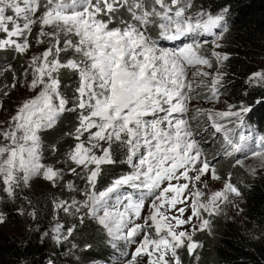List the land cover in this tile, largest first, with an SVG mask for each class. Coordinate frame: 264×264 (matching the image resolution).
Returning a JSON list of instances; mask_svg holds the SVG:
<instances>
[{
	"label": "snow or ice",
	"instance_id": "obj_1",
	"mask_svg": "<svg viewBox=\"0 0 264 264\" xmlns=\"http://www.w3.org/2000/svg\"><path fill=\"white\" fill-rule=\"evenodd\" d=\"M192 9V0H0V51L27 54L36 27L35 42L46 45L22 73L34 95L0 130V193L16 199L35 177L74 190L80 199L74 195L55 207L77 216L81 226L87 219L114 249L120 241L132 244L133 251L121 252L118 264H182L180 250L193 255L201 246L195 233L210 226L204 214H218L229 193L241 195L231 173L206 203L196 184H203L205 176L221 180L218 158H233L234 166L255 158L264 165V135L253 138L238 131L250 111L243 103L222 111L197 108L190 114V100L202 91L208 93L204 99H219L223 74L198 66L211 69L209 56L218 64L229 59L215 49L228 31L230 10L225 6L213 14ZM208 37L213 50L205 54ZM182 38L190 42L162 46ZM189 68H197L191 80ZM65 75L75 81L70 95L62 91ZM15 80L14 75V89ZM248 83L264 87V71L253 73ZM66 113L75 115L73 130L65 133L74 143L63 160L43 163L45 148L51 153L57 149L45 145L41 133ZM209 132L212 138L205 141ZM217 139L221 147L209 159L204 147ZM117 149L123 156L119 161L113 156ZM117 163L126 170L98 187L105 167ZM56 164L67 165L82 187L65 182V169ZM189 208L191 215L185 218ZM5 219L0 212V224ZM185 225L191 231L180 230ZM54 227L58 241L75 231L69 227L63 235V225ZM91 247L85 245L86 250Z\"/></svg>",
	"mask_w": 264,
	"mask_h": 264
},
{
	"label": "trees",
	"instance_id": "obj_2",
	"mask_svg": "<svg viewBox=\"0 0 264 264\" xmlns=\"http://www.w3.org/2000/svg\"><path fill=\"white\" fill-rule=\"evenodd\" d=\"M192 3L193 7L213 14L225 6L230 9L225 21L228 31L222 40L229 59L222 63L235 78L229 81L227 87L238 96V100L254 106L251 108L255 111L248 116V123L257 127L260 134L264 133V87L251 84L245 87L244 82L240 81V78L255 72L257 60L264 58V0H192ZM38 30V27L33 29L31 40H36ZM41 47L44 50L46 45ZM27 64L24 55L0 51V68H3L0 81L13 83V76L20 78ZM62 79V91L70 95L75 81L66 75ZM258 101H261L259 107ZM75 122V115L66 113L53 129L41 133L42 142L45 145L54 144L57 149L51 153L46 147L44 157L54 163L57 158L63 160V153L74 143L65 133L73 130ZM113 156L117 161L123 158L119 149L114 151ZM123 170H126V166L119 163L106 166L98 187ZM219 173L224 178L231 173L232 182L245 194L247 204L242 216L246 223L228 219L222 212L208 216L209 228L197 231L194 235V240L201 246L191 256L184 249L179 251L182 264H264V172L251 178L243 168L234 166L232 160L227 159ZM64 181H73L79 188L83 184L76 176ZM59 190L51 193L49 186L42 185L38 191L31 193L25 188L18 198L7 201L4 210L9 224L21 225L25 220L22 214L28 213L30 207L35 208V216L33 227L24 237L0 227V264H50V261H54V264H67L64 253L70 257L76 256L85 263L104 264L109 261L112 264L119 259L121 252H132V244L124 241L118 242L117 248H112L103 231L87 219L81 226L77 216L64 218L70 224L69 227H75V231L57 243L51 237V227L57 215L53 202L59 197L66 200L71 198L62 185ZM63 234H67V229ZM85 245L92 247L86 250Z\"/></svg>",
	"mask_w": 264,
	"mask_h": 264
},
{
	"label": "rangeland",
	"instance_id": "obj_3",
	"mask_svg": "<svg viewBox=\"0 0 264 264\" xmlns=\"http://www.w3.org/2000/svg\"><path fill=\"white\" fill-rule=\"evenodd\" d=\"M192 10H199V9L196 7H193ZM46 30H48V29H46ZM223 36H224V34L222 35V38L219 41V43L222 46L218 49H215V50L221 52L222 54H226V51L224 48L225 46H224V43L222 41ZM201 39H203V38H201ZM207 39L209 40V44L204 45L203 51L206 52L207 54H210V52L213 50V47L210 43L211 38L208 37ZM30 42L33 44V47L29 50V52L27 54H23L26 62H28L30 60L32 55L39 54L40 52L43 51L40 44H37L34 40H31V39H30ZM188 42H190V40L188 38H182L181 40H178V41L162 42V46L174 48V47L181 46L182 43H188ZM209 58L212 59V64H213V67L211 69H209L207 66H203V65L198 66V68L202 71H208L213 75L217 71L223 74V80H222L223 87L221 88L219 99L218 100H212V101L204 99L202 97L204 95H207L208 93L206 91H202L201 96L190 100V102H189L190 114H194V110L197 108L210 109V110H214V111H222V110H226L227 105H229V104L238 105L240 103H243L245 106L250 108V111L243 115V117H242L243 127L241 129H239L238 131H242L246 136H251L253 138L258 137L260 135H264V133H261V134L259 133V131L257 130V127H255L254 125L252 127L250 125V123H248L247 118L251 113H253L255 111V109H252L254 106L253 105L250 106V105L246 104L241 99L238 100V96L233 94V92H231L228 89L227 86H228L229 81L231 79L235 78V77L233 78V74L231 73V71L227 70V68H225L223 66V63L218 64L216 62L215 58H212L210 56H209ZM24 70H25V68H24ZM24 70H23V72H24ZM195 71H197V68H189L188 73H189V79L190 80L193 79L192 73ZM257 71H264V58L257 60V70L255 72H257ZM255 72H253V73H255ZM253 73H250L248 76H246L244 78H240L241 83L244 82L245 87L247 85H250L248 83V78ZM234 75H236V77H242V75H237V74H234ZM28 79L30 80L31 77L29 76ZM196 79H199V78H196ZM204 79L207 81V80H210V77L204 78ZM15 83H16L17 87L14 89L12 87V84H13L12 82L6 83V81H4V82L0 81V130L7 129V127H8L7 122L10 119V117L15 114V111L18 108V106L20 104H22L25 99L30 98L32 95H34V92L28 88V84L25 81L23 75L20 78H16ZM198 91H200V90L198 89ZM5 93H7V95H5ZM260 102L261 101L257 102L258 107L260 106V104H259ZM201 126L206 127L207 125L202 124ZM212 135H213V133L209 132L208 135L204 137V140L210 141L212 138ZM0 139H2V138H0ZM220 147H221V139H217L214 143H211L210 146L206 145L204 147V152L206 153V155L208 156L209 159H212V157L217 154L218 149H220ZM237 155H240V154H237ZM227 159H231L232 163H233V158L224 157V158H218V160L215 164V167L217 169V173L220 176H221V174L219 173V170L222 168V164H224V162H226ZM42 162L46 163V164H55L53 161L48 160L46 157H44ZM57 165H55V166L56 167H63L65 169L64 180L67 181V180H70L71 178L74 177V175L67 172V167H68L67 165H58V166ZM240 167L243 168L245 170V173L248 176H250L251 178L255 177L256 175H258L262 172H264V165H262L260 163L259 159H255V158L244 160L243 165ZM202 181H203V184L197 183L196 188L200 189L204 193V196L201 197V201L206 203L208 197L211 195L212 192L223 189V184L225 182V178L221 176L220 181H215V180H212L210 178V176H205V177H202ZM41 182L51 183L49 181H46L42 177H35V178H33V180H31L29 182V186L27 187V189L30 190L31 193H34L35 191H38L39 188L42 187V185H44V186H49L51 193H57V191H60L59 189L61 186H55L54 187L52 184H45V183L41 185L40 184ZM181 182H183V181H181ZM75 186L77 189H79L78 184H75ZM189 187L192 188L191 183L189 184ZM239 191L241 192L240 196H236V195L231 194V193L228 194V201L222 205L220 212L225 213L228 219H232L235 221L246 223L244 217L242 216V211L246 207L247 201H246L245 194L243 193V191L240 188H239ZM67 192H68L69 197H72L75 195L74 190L72 192L67 190ZM75 198L80 199V197L78 195H75ZM9 200L10 199H8L6 196H4L2 193H0V212H2L5 217H6V212L4 210L5 204ZM61 200L68 201L64 198L60 199V197L57 198L55 201L57 203V201L59 202ZM55 201L53 202V207L57 211V215H56L54 222L52 224V227H51V237L58 243L64 239L59 240V241L57 240V238H56L57 230L54 226L56 224L63 225L64 226V228L62 230V234H63V231L68 229L70 226V224H67V222L65 221L64 218H66V216H74V215H72L71 212L66 214L62 210L57 209L55 207ZM191 203H192V200L189 199L188 204H191ZM179 206H184V205H179ZM30 208L31 209L28 211V213L24 212L22 214V217L25 220L21 223V225H19V224L11 225L8 223L7 218H6L5 222L0 224V227L5 229L6 231H8L10 233H15L17 235H20L21 237H24L26 235V233L33 227L34 216L30 215V213H32L33 211L35 212V208H33V207H30ZM24 210H26V209H24ZM169 214L170 215L176 214L175 210H170ZM189 215H191V209L190 208L185 212L184 217L187 218V216H189ZM204 217L208 219V215L206 213L204 214ZM193 223L198 225L199 222L194 218ZM180 230L191 231V225L182 226V228ZM133 247L134 246L132 245V251H133ZM63 256H64V259L67 261V264H99V263H95V262L85 263L83 261H80V259L76 256H72V257L68 256L67 253H64ZM112 264H118V260L113 262Z\"/></svg>",
	"mask_w": 264,
	"mask_h": 264
}]
</instances>
